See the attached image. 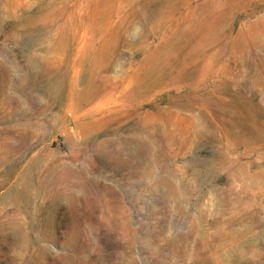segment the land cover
Listing matches in <instances>:
<instances>
[{"label":"rangeland","instance_id":"374dc122","mask_svg":"<svg viewBox=\"0 0 264 264\" xmlns=\"http://www.w3.org/2000/svg\"><path fill=\"white\" fill-rule=\"evenodd\" d=\"M0 264H264V0H0Z\"/></svg>","mask_w":264,"mask_h":264},{"label":"bare ground","instance_id":"6f19581e","mask_svg":"<svg viewBox=\"0 0 264 264\" xmlns=\"http://www.w3.org/2000/svg\"><path fill=\"white\" fill-rule=\"evenodd\" d=\"M41 12V11H40Z\"/></svg>","mask_w":264,"mask_h":264}]
</instances>
